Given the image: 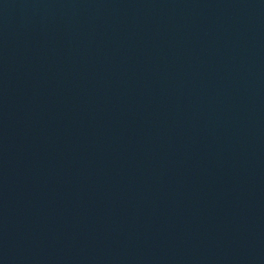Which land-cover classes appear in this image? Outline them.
I'll return each instance as SVG.
<instances>
[{
    "label": "water",
    "instance_id": "1",
    "mask_svg": "<svg viewBox=\"0 0 264 264\" xmlns=\"http://www.w3.org/2000/svg\"><path fill=\"white\" fill-rule=\"evenodd\" d=\"M142 264H264V219L187 250Z\"/></svg>",
    "mask_w": 264,
    "mask_h": 264
}]
</instances>
